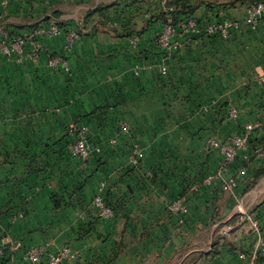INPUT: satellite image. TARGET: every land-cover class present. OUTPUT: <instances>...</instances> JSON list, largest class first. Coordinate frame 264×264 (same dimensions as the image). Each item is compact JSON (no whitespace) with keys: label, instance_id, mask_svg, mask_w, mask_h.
I'll list each match as a JSON object with an SVG mask.
<instances>
[{"label":"crops","instance_id":"1","mask_svg":"<svg viewBox=\"0 0 264 264\" xmlns=\"http://www.w3.org/2000/svg\"><path fill=\"white\" fill-rule=\"evenodd\" d=\"M163 3L0 0V26L16 35L51 20L61 26L55 35L36 33L38 62L0 51L3 264H29L23 248L46 240L54 250L70 246L72 264H242L236 253L250 251L258 234L264 238V174L257 176L264 166V83L256 80L264 67V14L252 27L243 22L247 3L202 5L195 13L201 24L233 19L240 27L227 37L184 36L170 49L157 44L159 23L135 43L114 34L128 24L139 30ZM70 29L85 33L65 53L69 70L50 68L47 59L63 54ZM229 106L237 119L228 117ZM78 118L91 146L85 160L69 148L75 136L68 127ZM247 123L254 125L250 158L224 164L210 140L224 141ZM135 149L140 158L132 163ZM233 177L236 187L225 189ZM97 193L111 216L98 217L91 207ZM182 194L188 212L179 221L169 204Z\"/></svg>","mask_w":264,"mask_h":264},{"label":"built area","instance_id":"2","mask_svg":"<svg viewBox=\"0 0 264 264\" xmlns=\"http://www.w3.org/2000/svg\"><path fill=\"white\" fill-rule=\"evenodd\" d=\"M244 23L255 27L262 15L264 14V0L253 3H248L245 8ZM241 21L233 19H224L219 21H211L206 24L198 23L195 17H188L181 20L176 27L172 24L170 16H167L163 22V27L158 35L157 44L164 49L177 47L181 43V38L188 35H206L218 34L222 37H227L231 31L240 27ZM41 32L44 35H55L60 32L57 20H51L50 23L44 27H40L32 34L14 35L9 32L4 26H0V51L7 57L12 58L16 62H38L41 55V44L36 39V33ZM81 34L77 29H70L64 37L63 49L66 52L72 50L75 43L80 39ZM131 41L135 43L138 39L137 35L130 37ZM47 65L50 68H62L64 71L69 70L67 60L60 55L52 56L47 59ZM166 71L165 66L160 67V72ZM256 80L259 83H264V67L256 74ZM228 117L237 119L238 112L234 106H229L227 110ZM120 132L126 134L129 132V125L125 121L117 123ZM254 125L247 123L244 125L242 132L229 136L224 141L211 139L209 146L218 150L221 160L224 164L234 161L239 150H244L247 147L248 137L253 130ZM69 134H74L75 139L69 145L70 150L80 159H87L90 155L91 146L86 139L87 126L85 124H78L73 122L68 127ZM256 155H259L256 151ZM140 158V152L134 150L130 156L132 163H137ZM248 160L249 155H244ZM244 172V168L241 170ZM210 177H207L205 182L208 183ZM237 185V180L233 177L228 179L223 187L227 190H233ZM91 207L95 210L98 217H109L113 214V209L108 205L102 195L97 193L92 201ZM169 210L179 215V221H182L188 212L187 196L182 194L169 204ZM249 218V217H248ZM257 232V230H256ZM220 234H227L228 230H219ZM259 233V232H257ZM55 242L53 240H46L40 244L32 245L23 248V259L29 264H72L76 258V253L73 249L64 245L57 249H53ZM20 243L12 245V249H19ZM6 255V244H0V259ZM237 257L242 261V264H264V238L258 234L255 238L252 249L248 252L238 251Z\"/></svg>","mask_w":264,"mask_h":264},{"label":"trees","instance_id":"3","mask_svg":"<svg viewBox=\"0 0 264 264\" xmlns=\"http://www.w3.org/2000/svg\"><path fill=\"white\" fill-rule=\"evenodd\" d=\"M159 1H162V0H159ZM257 1H260V0H164V3L161 5L159 10L154 15H151V17L145 22L144 26H142L139 30L133 29L128 24V25L123 26V28L121 29L120 32H116V30H113V31H114V34H117L121 37H130L132 35L142 36L143 33L148 29V26L150 23L154 22V23H159L162 25V23L165 21L167 16H170V18L172 20V24H174L177 27L178 23L181 20L186 19L188 17H195V13H196L197 9L202 5H204L207 10H214V8H215V10H218L219 8H223V7H227V6H234L237 3H247L248 4V3H253V2H257ZM214 12L217 13V11H214ZM92 15H93V12H90L86 17L91 18ZM88 20L86 21V23L88 22ZM197 21H198V23L201 24L199 19H197ZM208 21L210 22L212 20H208ZM215 21H219V20H215ZM36 26H37V24H36ZM58 26L61 29L60 23H58ZM32 27H35V25ZM161 28H162V26H161ZM77 30L79 31L81 36L85 33L83 31H81L80 29H77ZM10 33L12 34V32H10ZM87 33H89V32H87ZM65 53H67V52L63 49V54H59V55L63 56L66 59ZM58 69H62V68H58ZM76 123L85 124L79 118L76 121ZM250 137L251 136L248 137V142H247L248 144L250 143ZM248 148L249 147L247 145L245 154L251 156V153L249 152ZM239 156L241 157V159L243 161L246 160L243 158L242 153H238L236 158ZM261 174H264V166L257 173V176H259ZM5 258H6V255L0 259V264L4 263Z\"/></svg>","mask_w":264,"mask_h":264},{"label":"rangeland","instance_id":"4","mask_svg":"<svg viewBox=\"0 0 264 264\" xmlns=\"http://www.w3.org/2000/svg\"><path fill=\"white\" fill-rule=\"evenodd\" d=\"M155 14V13H154ZM154 14H152V15H154ZM162 27H163V23H162ZM162 29V28H161ZM12 34H14V33H12ZM14 35H16V34H14ZM75 136V135H74ZM86 139H87V137H86ZM74 140V139H73ZM72 140V141H73ZM87 141H88V139H87ZM88 143H89V141H88ZM90 144V143H89Z\"/></svg>","mask_w":264,"mask_h":264}]
</instances>
